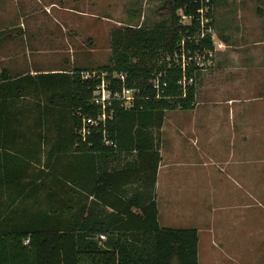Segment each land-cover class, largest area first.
Instances as JSON below:
<instances>
[{"label": "trees", "instance_id": "obj_1", "mask_svg": "<svg viewBox=\"0 0 264 264\" xmlns=\"http://www.w3.org/2000/svg\"><path fill=\"white\" fill-rule=\"evenodd\" d=\"M163 3L167 14L153 24L127 21L113 26L109 60L97 66L110 72H127L128 83L140 88L141 96L133 106L124 107L117 100L115 114L108 119L109 135L116 145L103 143L98 131L89 134L87 140L77 133L81 121L79 107L82 112L96 109L91 96L97 79L84 77L83 67L27 72L16 77L0 68V92L16 91L19 95L23 93L21 82L25 77H35L45 94L44 102L39 100V116L49 121L60 115L68 121L58 125L57 131L59 137L68 139L73 146L66 145L64 140L52 145V158L45 157L46 166L38 173V180L31 178L23 183L28 190L9 192L6 200H1L0 190V264H199L197 227L160 223L155 182L161 158L157 129L163 122L165 109L194 105L201 69H197L195 82L188 85L186 94L175 97L154 96L149 78L154 70H167V91L180 93L176 80L182 75V68L178 64L173 67V58L168 61L166 56L179 48L183 38L192 48L212 47L213 39L211 34L201 37L199 42L189 38L199 28L197 10L201 0H163ZM180 9L192 15L190 21L181 20ZM3 31L0 30V35ZM55 105H59L57 111ZM48 130L39 129V140L48 139ZM67 149L73 154L68 164L63 165L59 151ZM123 151H134V156L112 169L100 164L95 180L100 184L89 187L81 180L78 162L82 155L89 169L94 158ZM134 167L142 189L126 194ZM20 175H14L15 183ZM68 180L75 184L81 181L87 190L86 202L79 211L84 213L82 218H78L77 200L65 187ZM90 193L101 202L89 199ZM102 233L105 237H101Z\"/></svg>", "mask_w": 264, "mask_h": 264}, {"label": "crops", "instance_id": "obj_2", "mask_svg": "<svg viewBox=\"0 0 264 264\" xmlns=\"http://www.w3.org/2000/svg\"><path fill=\"white\" fill-rule=\"evenodd\" d=\"M4 1L0 0V2ZM62 1L64 0H51L50 3L67 8L66 4L60 3ZM223 1L217 6L212 5V24L214 32L217 30L215 33L213 32L212 38L213 45L217 42V47L214 45L216 57L212 66L201 69L198 73L194 105L186 108L173 107L179 109L175 115L168 113L169 109L173 108H166L163 122L157 129L161 158L155 182L156 199L159 184L163 185V180L160 177L165 155L171 152L170 149L175 166H177L178 160L186 168V172L183 173L184 177L190 176L191 173L188 172L190 167L198 164L203 167L199 174H202L201 177L206 180L208 177L209 179L214 178L219 174L233 178L238 177L239 181L236 183L241 188L237 193L255 192V189L248 186H256L255 183L259 181L252 178L264 177V37L254 35V33L264 32V24L261 22L262 20L257 19V13L253 11L244 13L239 9L236 14H233L235 10L232 8L235 7L225 4L227 0ZM20 2L22 3V1ZM21 3L18 4L20 7L23 6ZM256 8L260 12L261 7ZM61 23H63L62 20ZM15 27L13 30L22 34V37H26L29 44H31L35 33H43L41 29L32 28L28 23L26 25V21H19ZM65 27L63 24L61 29L64 30ZM8 28L10 29V26ZM78 66L83 67V70L97 68L86 64ZM4 68L10 75L16 77L27 72L36 74L39 71L65 70L73 68V66L41 67L32 65L23 66L13 71L8 66L4 65ZM21 84H24V90L19 95L16 94V91L7 93V91L1 90L2 93L0 92V190L3 194L1 200H6L9 192L15 193L19 191L18 189L20 191L28 190L23 184L25 180H31V178L38 180V173L46 166L45 157L48 155L50 159L52 158L50 153L52 145L57 146L60 140H64L66 145L73 147L68 139H62L63 136L59 137L57 131L58 125L68 124V121H65L60 115L49 121L45 120L43 116H39V100L41 103L44 102L45 94L37 86L35 77H25ZM58 107L59 105H55L54 110L57 111ZM184 108L189 112H185ZM65 118H68V114ZM171 119H173V124H169ZM60 120L62 122H59ZM40 128L43 131L49 129L48 139L41 138L39 140ZM168 130L173 135L166 137ZM191 138H193V142ZM172 141L174 144L171 147ZM59 153L62 164H68L73 154L71 149L59 151ZM133 156L134 151L131 153L123 151L116 155L102 154L94 158L91 167L86 169L82 155L78 162V175L89 187H94L95 184H100L99 181H95L100 173V164L102 167L107 165L109 169H112L121 166ZM173 164L172 166H174ZM184 168L180 167L179 170ZM174 169L170 171L174 172L173 176L180 172L176 169L174 171ZM132 170V179L126 185V194L142 189L137 170L135 167ZM19 173L22 175H20L18 183H15L16 179L13 177ZM174 178L176 179V177ZM192 182L187 179L183 183L190 184ZM213 182H210V185H213ZM15 185L18 187L17 189L14 187ZM73 186H76L77 189L75 190ZM65 187L73 199L77 200L78 218H82L84 213L80 214L79 211L83 202H86L87 190L81 185V181L75 184L68 180ZM260 189L262 190L261 186ZM209 191L215 190L210 189ZM106 195L111 197L110 193H106ZM88 197L101 202L91 193ZM108 208L110 209V207ZM221 208L223 212L219 219L215 218V213L212 211L208 220L209 226L206 232L212 245L216 240L218 242L235 240L234 231L237 227L242 226L239 223L241 216L239 210L243 208V204L238 203ZM158 211L160 214L159 205ZM261 212L259 209V213ZM261 231L259 229V234ZM221 250L220 256L223 259V264H227V262L230 264H264V255L260 249L245 250L246 252L238 249ZM241 254L245 257L242 260L237 258ZM212 256L218 257V254L212 252Z\"/></svg>", "mask_w": 264, "mask_h": 264}, {"label": "rangeland", "instance_id": "obj_3", "mask_svg": "<svg viewBox=\"0 0 264 264\" xmlns=\"http://www.w3.org/2000/svg\"><path fill=\"white\" fill-rule=\"evenodd\" d=\"M50 1L5 0L0 2V30L4 29L3 35H0L1 68L5 65L13 71L32 65L74 67L84 64L97 67L109 60L110 30L113 26L127 21L133 24H153L165 17L168 11L163 0H64L60 2L66 4L67 8L53 5ZM223 2V0H213L211 5L217 6ZM19 3L23 6L20 7ZM225 4L235 7L232 8L235 10L233 14H236L239 9L244 13L246 11L257 13V19L262 20L264 24V1L227 0ZM258 6L261 7L260 12L257 11ZM185 19L182 17V20ZM19 21H26V25L28 23L32 28L41 29L43 33H35L29 44L26 37H22V34L13 30ZM63 24L66 26L64 30L61 29ZM254 35L264 37V32L254 33ZM214 45L217 47V42ZM215 57L216 54L214 59ZM213 64L214 62L210 66ZM178 110L169 109L168 113L175 115L179 112ZM184 111L189 112L188 109ZM169 124H173V119L169 121ZM172 135L168 130L166 137ZM191 140L193 142V138ZM173 144L172 141L171 147ZM170 151L165 155L162 166L160 178L163 180V185L159 184L157 189L159 220L162 225L195 226L199 229L200 264H223L220 256L221 249H238L244 252L260 249L264 255V177L252 178L259 181L255 183L256 186H248L255 189V192L237 193L241 188L236 183L239 181L238 177L219 174L214 178L208 177L207 181L206 178L201 177L202 174H199L203 167L198 164L190 167L188 171L191 173L190 176L184 177L186 168L178 160L175 166L172 150ZM180 167L184 169L181 171ZM173 168L180 172L173 176L174 172H170ZM187 179L193 182L183 183ZM210 182H213V185H210ZM210 189L215 191L210 192ZM238 203L243 204V208L239 210L241 216L239 217L238 214L239 223L242 226L235 229V240L230 239L231 242L216 240L212 245L206 232L211 212L214 211L215 218L219 219L223 212L222 206ZM259 229L262 230L260 234ZM212 252H216L218 257H211ZM242 255L237 258L244 259ZM227 264L230 263L227 262Z\"/></svg>", "mask_w": 264, "mask_h": 264}, {"label": "built area", "instance_id": "obj_4", "mask_svg": "<svg viewBox=\"0 0 264 264\" xmlns=\"http://www.w3.org/2000/svg\"><path fill=\"white\" fill-rule=\"evenodd\" d=\"M182 17L186 19L183 21H190L192 15L186 14L179 10ZM211 12V0H201V5L197 10L199 28L189 38L195 39L199 42L200 38L206 34H211L213 38V24ZM188 18V20H187ZM215 46L212 47H196L192 48L187 45L184 38L180 40L179 48H175L173 53H169L166 59L169 61L173 58V67L176 64L182 68V75L176 80L178 90L180 93L168 92L169 79L167 70H154L149 78L150 83L154 89V96L156 97H175L178 95H185L188 85L195 82L197 69H204L214 62ZM169 66L172 63L169 62ZM84 77H95L97 79L95 86L92 89L91 103L96 106L93 112H82L80 107L78 112L81 116V121L77 125L76 130L79 136L87 140L88 135L95 131L102 134V142L105 144L116 145L117 142L109 135V128L107 126L108 119L115 114L116 101L124 107H131L135 104V99L140 97L138 87L128 83L127 72L122 70L109 71L107 69H87L83 72ZM101 237H105L102 233ZM28 238H26V241Z\"/></svg>", "mask_w": 264, "mask_h": 264}]
</instances>
